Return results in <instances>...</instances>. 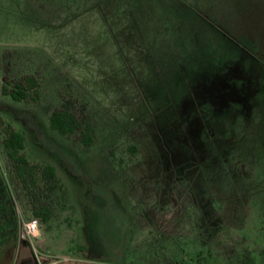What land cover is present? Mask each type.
<instances>
[{"label": "rangeland", "instance_id": "374dc122", "mask_svg": "<svg viewBox=\"0 0 264 264\" xmlns=\"http://www.w3.org/2000/svg\"><path fill=\"white\" fill-rule=\"evenodd\" d=\"M67 99L90 146L50 128ZM0 120L14 264H264V0H0ZM5 124L63 187L31 198Z\"/></svg>", "mask_w": 264, "mask_h": 264}, {"label": "trees", "instance_id": "16d2710c", "mask_svg": "<svg viewBox=\"0 0 264 264\" xmlns=\"http://www.w3.org/2000/svg\"><path fill=\"white\" fill-rule=\"evenodd\" d=\"M38 80L32 75H25L22 81H16L11 89L2 87L4 94L10 95L13 100L22 101L30 98L36 101L39 98ZM31 92V94H30ZM74 102L71 99L65 100L60 108L52 111L49 115L50 128L60 135L66 136L80 133V142L84 146H90L94 142V128L87 118H79L74 111ZM1 122V120H0ZM3 146L8 160L11 162L13 170L21 182L22 186L28 190L32 199H36L35 188L38 180L45 184L51 192L63 187L56 169L50 164L31 163L25 157V140L23 133L15 130L10 124L4 127ZM42 210L35 212L41 220L47 221L50 208L43 205ZM250 260V259H249ZM251 263V260L249 261Z\"/></svg>", "mask_w": 264, "mask_h": 264}, {"label": "crops", "instance_id": "0c3cea01", "mask_svg": "<svg viewBox=\"0 0 264 264\" xmlns=\"http://www.w3.org/2000/svg\"><path fill=\"white\" fill-rule=\"evenodd\" d=\"M4 189L0 187V205L3 199ZM17 244L12 236H5L0 224V264H14L17 254Z\"/></svg>", "mask_w": 264, "mask_h": 264}, {"label": "built area", "instance_id": "2783aa9c", "mask_svg": "<svg viewBox=\"0 0 264 264\" xmlns=\"http://www.w3.org/2000/svg\"><path fill=\"white\" fill-rule=\"evenodd\" d=\"M40 218L32 216L23 224V236L27 239H34L39 236ZM56 264V263H52Z\"/></svg>", "mask_w": 264, "mask_h": 264}]
</instances>
